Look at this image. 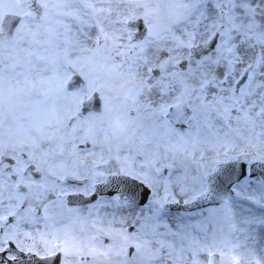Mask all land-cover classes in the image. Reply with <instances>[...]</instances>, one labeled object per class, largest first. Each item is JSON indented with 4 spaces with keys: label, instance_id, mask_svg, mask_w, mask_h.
Returning a JSON list of instances; mask_svg holds the SVG:
<instances>
[{
    "label": "snow or ice",
    "instance_id": "1",
    "mask_svg": "<svg viewBox=\"0 0 264 264\" xmlns=\"http://www.w3.org/2000/svg\"><path fill=\"white\" fill-rule=\"evenodd\" d=\"M0 264H264V0H0Z\"/></svg>",
    "mask_w": 264,
    "mask_h": 264
}]
</instances>
